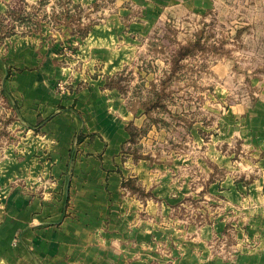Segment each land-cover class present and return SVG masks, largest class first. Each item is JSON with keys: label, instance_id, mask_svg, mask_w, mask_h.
Here are the masks:
<instances>
[{"label": "crops", "instance_id": "obj_1", "mask_svg": "<svg viewBox=\"0 0 264 264\" xmlns=\"http://www.w3.org/2000/svg\"><path fill=\"white\" fill-rule=\"evenodd\" d=\"M20 1L43 0H0V17L20 20ZM68 1L95 12L87 35L43 23L0 43V264H264V180L219 177L230 166L216 149L193 161L185 130L136 136L141 102L111 85L153 1ZM240 205L236 241L253 244L225 246Z\"/></svg>", "mask_w": 264, "mask_h": 264}, {"label": "rangeland", "instance_id": "obj_2", "mask_svg": "<svg viewBox=\"0 0 264 264\" xmlns=\"http://www.w3.org/2000/svg\"><path fill=\"white\" fill-rule=\"evenodd\" d=\"M151 1L153 27L139 39L131 66L111 82L145 111L147 125L142 130L132 127L133 133L145 135L153 123L180 141L185 130L193 161L205 147L208 152L216 149L230 166L219 177L264 180L259 152L264 124L258 122L264 113V0ZM16 8L27 13L21 16L27 21L21 23L18 15L0 17L1 45L8 31L37 33L43 23L80 34L95 13L67 0L53 5L49 0L36 5L20 1ZM237 210L235 226H228L233 236L223 239V245H252L247 237L236 241L243 232L248 235L240 226L247 208L240 205Z\"/></svg>", "mask_w": 264, "mask_h": 264}, {"label": "trees", "instance_id": "obj_3", "mask_svg": "<svg viewBox=\"0 0 264 264\" xmlns=\"http://www.w3.org/2000/svg\"><path fill=\"white\" fill-rule=\"evenodd\" d=\"M58 1H59V0H58ZM67 1H68V0H67ZM68 2H69V1H68ZM75 6H76V5H75ZM76 7H79V6H76ZM79 8H80V7H79ZM20 20H21V23L27 21L25 18H21ZM88 32H89V29L85 28V29L83 30V32L80 33V35H81V36H85V35H87ZM8 34H9V36H11V35H14V34H16V33H15V31H13V29H12V30L8 31ZM24 34H25V33H24Z\"/></svg>", "mask_w": 264, "mask_h": 264}, {"label": "built area", "instance_id": "obj_4", "mask_svg": "<svg viewBox=\"0 0 264 264\" xmlns=\"http://www.w3.org/2000/svg\"><path fill=\"white\" fill-rule=\"evenodd\" d=\"M3 187L0 185V195L2 193Z\"/></svg>", "mask_w": 264, "mask_h": 264}]
</instances>
